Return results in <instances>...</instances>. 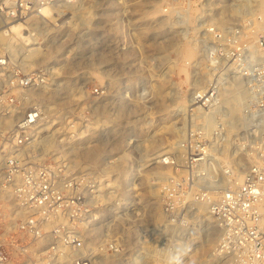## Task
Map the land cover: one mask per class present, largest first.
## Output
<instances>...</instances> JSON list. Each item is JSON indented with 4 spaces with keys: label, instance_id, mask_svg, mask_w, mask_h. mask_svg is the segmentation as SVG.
<instances>
[{
    "label": "built area",
    "instance_id": "2783aa9c",
    "mask_svg": "<svg viewBox=\"0 0 264 264\" xmlns=\"http://www.w3.org/2000/svg\"><path fill=\"white\" fill-rule=\"evenodd\" d=\"M82 3L0 0V30L4 21L32 16L34 22L40 16L47 24L64 21L72 13L67 6L78 9ZM49 7L51 17H45ZM40 24L46 25L35 23L34 38L44 45ZM240 46L237 77L246 96L235 137L229 131L233 123L224 119L230 118L231 106L200 96L203 104L194 109L195 139L187 135L179 141L187 151L184 161L170 153L155 164L175 169L160 183L163 208L174 225L187 222L204 204L220 232L217 257L225 264H264V36ZM21 61L12 60L0 42V191L13 198L17 214L0 236V264H118L126 253L118 231L136 204L107 178L112 174L107 167L118 156L110 152L96 166L77 162L71 150L79 143L111 141L112 128L99 127L102 90H83L81 103L61 115L47 113L35 94L51 82V74L47 69L27 71ZM52 139L57 146L47 149ZM226 154L231 161L222 165ZM238 174L243 175L240 183Z\"/></svg>",
    "mask_w": 264,
    "mask_h": 264
},
{
    "label": "rangeland",
    "instance_id": "374dc122",
    "mask_svg": "<svg viewBox=\"0 0 264 264\" xmlns=\"http://www.w3.org/2000/svg\"><path fill=\"white\" fill-rule=\"evenodd\" d=\"M82 2L78 9L67 6L72 10L70 20L66 17L64 21H53L44 25L47 28L40 24L38 35L44 45H39L36 52L27 51L32 47L22 50L19 47L21 43L27 44L31 32L34 36V17L27 21H4L0 35L9 30L3 40L16 41V59L24 60L22 64L27 71L50 72L51 88L60 90L58 97L61 93L78 94L71 106L56 105L51 113L61 115L81 103L83 90L88 93L95 88L102 90L97 102L99 127L117 130L109 134L111 141L104 144L100 161L91 162L96 166L103 164L104 155L110 152L118 156L108 167V174L112 173L110 180L115 186L119 182V192L126 191L125 197H134L137 203L118 231L126 251L118 258V264H184L196 251H200L198 264H225L215 253L220 232L213 219L208 218V212L198 204L194 213L186 217L187 222L174 225L163 208L160 183L175 174V169L155 164L157 159L146 160L171 149L175 142L178 146L174 145L171 151L177 149L174 154L180 162L184 161L187 151L183 149V154L179 141L187 135L195 139L198 127L194 125V109L203 104L200 96L209 98L213 104L235 106L237 110L232 113L236 115L224 119L234 125L230 137L240 130L238 117L242 112H238L237 106L244 99L237 95L242 90L237 77L240 45L244 40L254 43L258 36H264V29L258 31L254 42L246 35L261 17L259 0ZM157 5L162 7L161 11L148 13L155 12ZM48 10L44 11L45 17L51 15ZM146 26L150 29L148 33L144 32ZM182 44H190L197 50L192 61L180 59L178 46ZM44 52H49V57H43ZM32 60L33 63H28ZM179 60L185 62L189 75L180 70ZM59 84L69 88L61 90ZM212 127H208L210 132L214 130ZM55 145L53 141L48 148ZM229 161L223 159L220 163L225 165ZM250 162L246 159V163ZM120 171L133 177L129 186L122 184ZM5 202L0 199V236L5 233V225L7 229L13 226L12 220L8 224L3 218ZM160 213L164 221L158 220Z\"/></svg>",
    "mask_w": 264,
    "mask_h": 264
},
{
    "label": "bare ground",
    "instance_id": "6f19581e",
    "mask_svg": "<svg viewBox=\"0 0 264 264\" xmlns=\"http://www.w3.org/2000/svg\"><path fill=\"white\" fill-rule=\"evenodd\" d=\"M259 2H260V7H261V10H260V13H261V17L255 22V24H254V22H253V24H254V29H251V31H247V33H246V35L248 36V40H253V38L256 36V34H258V31L259 30H262V29H264V0H259ZM73 7V6H72ZM47 9V8H46ZM45 9V10H46ZM51 7H49V10L51 11ZM44 10V11H45ZM48 10V11H49ZM162 10V7L160 6V5H157L156 6V8H155V12H148V13H157V12H159V11H161ZM78 11V10H77ZM51 13V12H50ZM147 13V12H146ZM145 13V14H146ZM148 16H150V14H148ZM32 17H34V16H32ZM47 17H51V15L49 14V15H47ZM52 19L54 20L55 19V17L53 16L52 17ZM257 19V18H256ZM67 20H70V19H68V17H67ZM55 21V20H54ZM166 21V20H165ZM165 21H163L164 23H165ZM31 22H33V21H31ZM40 22H42V23H46L47 24V21H46V19L45 18H43V16L41 17H38L36 20H35V22H34V25H35V23H36V25L37 24H39ZM60 22V21H59ZM68 22V21H67ZM72 22V21H71ZM167 22V21H166ZM69 23V22H68ZM30 24V23H29ZM165 25V24H164ZM163 25V26H164ZM74 26V25H73ZM31 27V26H30ZM29 27V28H30ZM9 31V30H8ZM8 31H6V32H4V33H2L1 35H0V42H1V44H3V46H5L4 48L5 49H7V50H9V52H10V56H11V59L12 60H15L18 56H17V51H16V41H8V39L7 40H3L4 39V37L5 38H7L6 36H5V34L8 32ZM19 32H17V36H19L20 35V33H21V30H18ZM150 31V29H149V27H147L146 26V29H145V31L144 32H146V33H148ZM162 32H163V30H162ZM263 33V32H262ZM261 34V33H260ZM31 36H28V38L26 39V41H25V43H27V44H24V45H22V43L19 45V47H20V49L22 50V47H26V46H28V47H32V49H29V50H27L28 52L30 51V52H32L33 50H34V52H36V50H38V47H39V45H42L40 42H38V38H34V36H33V33L31 32V34H30ZM16 40V39H15ZM255 41V39L252 41V42H254ZM17 45V46H18ZM19 47H17V48H19ZM179 47V50H178V54H180V59H182V60H185V61H190L192 58L194 59V57L197 55V50L195 49V48H193L190 44H182V45H180V46H178ZM18 51L20 52V50L18 49ZM49 55V52H44L43 53V57L45 56V58L46 57H49L48 56ZM192 59V60H193ZM22 60V59H21ZM37 60V59H36ZM182 60H179V61H182ZM191 60V61H192ZM24 61V60H23ZM23 61H21V64H22V62ZM34 62V60H32V61H30V62H28V63H33ZM183 62L184 61H182L180 64H179V68H180V70L181 71H183V72H185L187 75H189V73L187 72V67H185V66H187V65H185V62H184V64H183ZM26 63V62H25ZM189 63V62H188ZM191 63V62H190ZM23 65V64H22ZM189 65V64H188ZM191 66V65H190ZM189 66V67H190ZM23 67L24 68H26L24 65H23ZM97 76V78L98 79H102V76L101 75H96ZM213 79V78H212ZM212 82H213V80H212ZM68 84V83H67ZM51 82H49V84L47 85V86H45L42 90H40L39 92H37L36 94H35V98L36 99H38L44 106H45V108H46V112L48 113H51V112H53L54 110H56L55 108H54V106H56V105H59V106H65L66 104H67V106H68V103H69V105L70 104H72V102L73 101H75L76 99H78V94H74V93H71V94H67V95H64L63 93H61V94H59V97H58V92L57 91H60V90H56V89H52L51 88ZM59 85H61V84H59ZM58 85V86H59ZM57 87V86H56ZM58 88V87H57ZM69 88V85H67L66 87H63L62 85H61V90H63V89H68ZM162 88H161V90H160V93L162 92ZM68 92V91H67ZM69 93V92H68ZM63 94V95H62ZM234 95H236V94H234ZM237 95H238V97L239 98H245V92H243V91H240V93H237ZM236 95V96H237ZM241 96V97H240ZM233 97V95L231 94V97L230 98H232ZM31 100H34V92L32 93V95H31ZM244 99H242V101H243ZM236 102H238V99L236 100ZM221 103V102H220ZM234 104H236V103H233L232 105H234ZM238 104V103H237ZM239 104H241V103H239ZM71 106V105H70ZM231 106V105H230ZM239 106H241V105H239ZM231 108H232V110L230 111L231 113H229L230 115H232V116H235L236 114H234V113H232V111H234V110H237L236 109V107L235 106H231ZM237 108H238V112H239V107L237 106ZM58 113V112H57ZM186 126V125H185ZM172 128H174V127H172ZM175 129V128H174ZM230 129H231V127H230ZM230 129H229V131H230ZM115 130H117V127H115V128H112L111 129V131L112 132H115ZM175 131V130H174ZM54 141V139H52L51 141H49L48 143H46V147H47V149H49L48 147V145H50V143H52ZM106 143V140L105 141H101V142H97L96 144H93V145H91V144H87V143H79V144H76L77 146H73L72 147V151L73 152H75V154H76V156H77V158H76V161L77 162H83V160L84 161H100V156L102 155V148H103V146H104V144ZM178 143H173L172 144V146H171V149L172 148H175V146H178L177 145ZM175 145V146H174ZM171 149H167V150H163V152L161 151V152H157L156 154L157 155H155V157H153V158H151V159H147L146 161L148 162L149 160H155V159H157V162H158V160L160 159V158H162V157H164L165 155H168V154H170V153H174V151H176V150H173V151H171ZM224 157V159H228L227 157H228V154H226V155H224L223 156ZM78 158H80V160L78 159ZM253 158L254 157H249V159H251V160H253ZM254 160H255V158H254ZM145 161V162H146ZM115 163V162H114ZM120 165H121V163H119ZM108 168V167H107ZM119 174V173H118ZM120 174H121V177H122V184H124V185H127V186H129L130 185V183H131V181L133 180V177H126L125 175H124V172H122V171H120ZM135 175V173H133V176ZM108 179H110V176L109 177H107ZM242 179H243V175H241V174H238V176H237V178H236V181L237 182H241L242 181ZM133 183V182H132ZM114 184H115V182H114ZM116 187L117 188H120V185H119V182L118 183H116ZM152 191H154V190H152L151 189V192ZM150 192V191H149ZM158 194H159V189H158ZM0 199H2V201H6L5 203H2V207H3V209H4V212H5V216L3 217V218H5L6 220H7V223L9 224L10 222H11V220H12V223H13V225H14V221H13V219H15V216H17V214L15 213L16 212V206H15V203H14V200H13V198H11V196H10V194L9 193H7V192H5V191H0ZM127 199V198H126ZM129 199V198H128ZM159 202H160V200H159ZM136 203V202H135ZM137 204V203H136ZM156 205L158 206V203H156ZM160 205H161V202H160ZM201 206H203V208L207 211V207H206V205H204V204H202ZM199 207H200V205H199ZM163 210V209H162ZM208 212V211H207ZM162 213V212H161ZM160 213V215H159V217H158V220L160 221V220H163V218H164V216H163V214H161ZM200 213V212H199ZM21 214V213H20ZM208 214V218L210 219V220H212L213 218L209 215V213H207ZM199 215V214H198ZM164 221V220H163ZM214 221V220H213ZM215 223V222H214ZM11 225V224H10ZM5 227H6V225H5ZM7 228V227H6ZM152 245V244H151ZM155 245V244H154ZM205 252V251H204ZM200 253V251H196V253L195 254H193L192 256H190L188 259H187V261L184 263V264H198V258L200 257L199 254Z\"/></svg>",
    "mask_w": 264,
    "mask_h": 264
}]
</instances>
